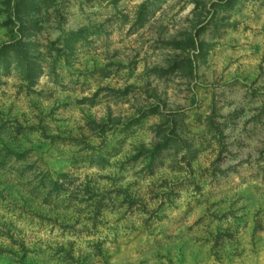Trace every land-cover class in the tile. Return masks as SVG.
<instances>
[{"label": "rangeland", "instance_id": "obj_1", "mask_svg": "<svg viewBox=\"0 0 264 264\" xmlns=\"http://www.w3.org/2000/svg\"><path fill=\"white\" fill-rule=\"evenodd\" d=\"M0 264H264V0H0Z\"/></svg>", "mask_w": 264, "mask_h": 264}]
</instances>
